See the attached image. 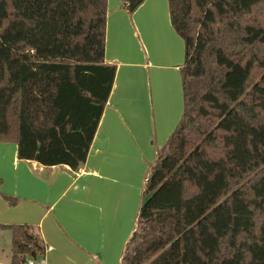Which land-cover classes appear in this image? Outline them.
<instances>
[{"label":"trees","instance_id":"trees-1","mask_svg":"<svg viewBox=\"0 0 264 264\" xmlns=\"http://www.w3.org/2000/svg\"><path fill=\"white\" fill-rule=\"evenodd\" d=\"M132 15L145 0H120ZM182 114L157 153L120 264H264V0H167ZM107 0H0V143L77 170L115 78ZM15 206L17 199L3 196ZM11 234L10 264L44 249Z\"/></svg>","mask_w":264,"mask_h":264},{"label":"crops","instance_id":"crops-1","mask_svg":"<svg viewBox=\"0 0 264 264\" xmlns=\"http://www.w3.org/2000/svg\"><path fill=\"white\" fill-rule=\"evenodd\" d=\"M104 61L115 78L77 170L19 160L16 145L0 143V226L31 228L47 264H120L150 169L182 114L184 43L167 0H145L132 15L107 0ZM10 256L11 234L0 229V264Z\"/></svg>","mask_w":264,"mask_h":264},{"label":"built area","instance_id":"built-area-1","mask_svg":"<svg viewBox=\"0 0 264 264\" xmlns=\"http://www.w3.org/2000/svg\"><path fill=\"white\" fill-rule=\"evenodd\" d=\"M23 264H47L45 253H43V255L38 258L27 259Z\"/></svg>","mask_w":264,"mask_h":264}]
</instances>
